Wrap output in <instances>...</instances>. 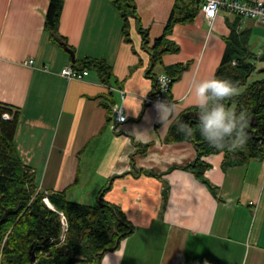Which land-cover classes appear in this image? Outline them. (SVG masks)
<instances>
[{
  "label": "crops",
  "instance_id": "obj_1",
  "mask_svg": "<svg viewBox=\"0 0 264 264\" xmlns=\"http://www.w3.org/2000/svg\"><path fill=\"white\" fill-rule=\"evenodd\" d=\"M133 1L137 17L128 41L110 0H64L60 33L75 60L102 58L112 66L105 84L95 69L83 79L61 74L66 66L83 68L45 30L50 0H0V102L20 110V156L44 191H65L70 200L93 205L102 197L122 208L134 230L118 248L122 258L111 255L117 249L105 254L110 264H264V159L223 167L222 153L204 156L215 195L185 168L196 159L194 144L166 141L178 115L197 106L196 83L215 78L232 28L246 32L264 73V24L221 9L210 25L201 8L193 21L176 23L169 38L180 51L164 54L153 72L159 76L176 63L190 67L166 95L175 117L163 122L155 103L145 101L155 82L140 29L151 44L176 0ZM110 92L125 107L122 123L113 115L107 121Z\"/></svg>",
  "mask_w": 264,
  "mask_h": 264
},
{
  "label": "trees",
  "instance_id": "obj_2",
  "mask_svg": "<svg viewBox=\"0 0 264 264\" xmlns=\"http://www.w3.org/2000/svg\"><path fill=\"white\" fill-rule=\"evenodd\" d=\"M110 1L120 11L126 40H131V19L137 17L134 1ZM63 6L64 0H50L45 15V30L52 41L72 48L60 33ZM200 8L201 0H176L163 33L151 44L146 30L140 29L144 49L150 55L147 73L154 79L155 92L158 76L153 72L154 67L163 65L164 54L180 51V46L169 38L173 26L193 21ZM247 44L246 32L232 28L215 73V78L231 80L238 84L239 89L243 88L239 95L224 101L229 109L233 107L237 114L244 111L248 116L247 142L243 149H220L204 140L199 130L200 112L197 106L183 110L166 136L168 142L191 141L194 144L196 159L185 168L190 169L215 195L217 187L204 177L206 168L211 166L203 160L204 156L222 153L223 167L236 160L247 162L254 158L264 159V77L248 83L257 64L255 54L249 51ZM78 63L83 69L97 70L103 83L110 84L112 66L105 59L85 57L81 61L76 59L74 65ZM189 67L190 62L176 63L164 66V71L172 78L173 84ZM112 95L113 92H110L106 96L108 102H104L108 122L112 119V106L115 103ZM5 114L9 117L4 118ZM19 118L18 108L0 102V264H100L106 253L118 249L133 232V223L121 207L102 197L93 205L70 200L65 191H44L39 186L36 173L24 163L16 147ZM177 120L192 128L191 136L186 137L177 131ZM45 197L54 208L45 202ZM61 211L68 221L64 241H61Z\"/></svg>",
  "mask_w": 264,
  "mask_h": 264
},
{
  "label": "clouds",
  "instance_id": "obj_3",
  "mask_svg": "<svg viewBox=\"0 0 264 264\" xmlns=\"http://www.w3.org/2000/svg\"><path fill=\"white\" fill-rule=\"evenodd\" d=\"M161 82L166 83V77H161ZM237 95H239L238 84L227 79H205L195 85V97L200 112V134L204 140L217 148L235 151L243 149L247 142L246 112L241 111L237 114L224 103ZM155 107L163 122L169 117H175V105L158 100ZM176 128L186 137L192 135V128L187 123L177 120ZM111 255L122 258L119 249ZM102 264H110L109 254L103 257Z\"/></svg>",
  "mask_w": 264,
  "mask_h": 264
},
{
  "label": "built area",
  "instance_id": "obj_4",
  "mask_svg": "<svg viewBox=\"0 0 264 264\" xmlns=\"http://www.w3.org/2000/svg\"><path fill=\"white\" fill-rule=\"evenodd\" d=\"M221 9H225L231 13H235L244 18H251L259 23L264 24V0H253L251 2L245 0H201V12L210 25H213L216 17ZM26 63L32 65L34 60H28ZM89 73L88 69H79L73 66H66L62 69L61 74L68 79H83ZM161 77H166V83L161 82ZM172 84V78L167 73H162L157 78V90L152 95H147L145 101L147 103H156L158 100L172 103L171 99L166 95L169 94ZM124 97L125 91L122 90ZM167 97V98H166ZM113 120L116 123H122L127 120L125 107L122 104L114 103L112 106ZM7 114L4 118H8ZM45 202L52 208L48 197L44 198ZM63 224V233L61 241L65 239V233L68 228L67 217L64 212H59Z\"/></svg>",
  "mask_w": 264,
  "mask_h": 264
},
{
  "label": "rangeland",
  "instance_id": "obj_5",
  "mask_svg": "<svg viewBox=\"0 0 264 264\" xmlns=\"http://www.w3.org/2000/svg\"><path fill=\"white\" fill-rule=\"evenodd\" d=\"M159 36H161V35H158V37ZM253 47L256 49V51H254V52H256L258 54V47L256 45H254ZM263 77H264V73L263 72H260V70L257 69L256 71L253 72V74L249 78L248 83H250V82H252L254 80L263 78ZM242 90H243V88H240L239 89V91H242ZM231 110H233V107L231 108Z\"/></svg>",
  "mask_w": 264,
  "mask_h": 264
},
{
  "label": "water",
  "instance_id": "obj_6",
  "mask_svg": "<svg viewBox=\"0 0 264 264\" xmlns=\"http://www.w3.org/2000/svg\"><path fill=\"white\" fill-rule=\"evenodd\" d=\"M65 49L70 53L71 57H72V61H75V53L74 50L72 48H69L67 45H64ZM34 259V257H33Z\"/></svg>",
  "mask_w": 264,
  "mask_h": 264
}]
</instances>
